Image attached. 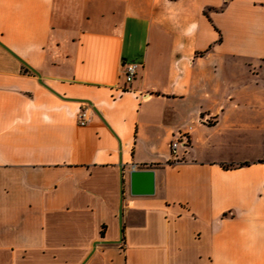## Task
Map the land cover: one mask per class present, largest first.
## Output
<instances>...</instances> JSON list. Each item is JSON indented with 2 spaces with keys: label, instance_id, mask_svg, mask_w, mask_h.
I'll list each match as a JSON object with an SVG mask.
<instances>
[{
  "label": "crops",
  "instance_id": "0c3cea01",
  "mask_svg": "<svg viewBox=\"0 0 264 264\" xmlns=\"http://www.w3.org/2000/svg\"><path fill=\"white\" fill-rule=\"evenodd\" d=\"M0 264H264V0H0Z\"/></svg>",
  "mask_w": 264,
  "mask_h": 264
},
{
  "label": "water",
  "instance_id": "95a60500",
  "mask_svg": "<svg viewBox=\"0 0 264 264\" xmlns=\"http://www.w3.org/2000/svg\"><path fill=\"white\" fill-rule=\"evenodd\" d=\"M10 51V50H9ZM12 52V51H10ZM13 53V52H12ZM14 54V53H13ZM16 56V55H15ZM25 65H27L34 73L38 75L40 78V81H42L41 74L28 65L26 62L23 61ZM122 185L124 183L123 179V170H122ZM130 184H131V192L135 195H149L153 194L155 192V171L154 170H144V169H136L134 168L130 172ZM123 193V191H122ZM119 223L121 228V235H122V223H123V207H122V201L119 208ZM97 243H95L94 246H96Z\"/></svg>",
  "mask_w": 264,
  "mask_h": 264
},
{
  "label": "built area",
  "instance_id": "2783aa9c",
  "mask_svg": "<svg viewBox=\"0 0 264 264\" xmlns=\"http://www.w3.org/2000/svg\"><path fill=\"white\" fill-rule=\"evenodd\" d=\"M139 69V63L136 62H129V63H124V76H125V80L127 83H131L134 78L137 75ZM90 113L91 110L90 108H83L79 114H78V124L80 126H84L86 125L89 120H90ZM188 141H187V135H182L180 139L174 140L172 142V151L174 153V155L177 152V149L180 145H187Z\"/></svg>",
  "mask_w": 264,
  "mask_h": 264
}]
</instances>
